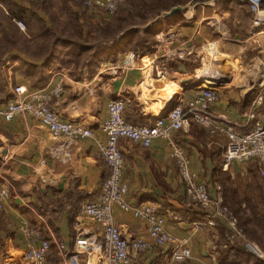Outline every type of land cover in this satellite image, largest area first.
<instances>
[{
    "label": "crops",
    "instance_id": "obj_1",
    "mask_svg": "<svg viewBox=\"0 0 264 264\" xmlns=\"http://www.w3.org/2000/svg\"><path fill=\"white\" fill-rule=\"evenodd\" d=\"M248 6L240 0H192L184 12L163 22L161 30L154 34V45L139 46L133 50L134 58L123 52L116 61L102 63L93 75L87 65L76 71L57 61H50L52 66L38 72L45 59L34 57L32 52H7L8 57L0 54L3 103L13 98L16 86L26 91H51L63 78L64 92L51 100L53 108L65 121L94 131V136L86 139L54 137L28 113L11 121L0 117V183L9 187V197L0 211V264H108L102 231L92 218L80 213V206L99 197L110 172L101 153L107 141L102 125L109 115V102L125 99L129 122L151 124L177 101H190L205 87H214L222 91L223 97L212 109L236 121L244 119L252 100H245L250 87L237 91L233 87L225 92L214 81L229 76L225 70L228 56L238 52L257 55L252 58L251 72H242L243 79L264 81V24L255 29L241 28L233 38L226 28L231 22L230 13L235 11L243 18V13L250 12ZM4 29L7 27L0 24V32ZM23 60L38 66L37 70L30 68L35 80L19 71ZM262 83L255 86H259L257 90L264 89ZM252 92L253 89L249 95ZM263 117L264 106L257 114V118ZM226 142L223 134L211 135L195 119L171 138L154 139L150 147L120 139L127 202L158 207L175 238L163 247L134 255L132 264H177L172 255L184 241L192 255L182 264H264V258L259 256L264 255V240L258 234L247 235L248 245L233 243L225 237L227 226L223 221L215 228L198 225L203 211L187 201L179 169L171 158L175 145L184 148L192 170L216 197L221 190L216 189L214 170ZM114 215L128 239L146 234L147 223L134 217L131 210L114 205ZM27 226L40 238L29 243L24 233ZM81 239L88 244H78ZM42 240L50 242L44 263L26 260L24 254L29 246H39Z\"/></svg>",
    "mask_w": 264,
    "mask_h": 264
},
{
    "label": "built area",
    "instance_id": "obj_2",
    "mask_svg": "<svg viewBox=\"0 0 264 264\" xmlns=\"http://www.w3.org/2000/svg\"><path fill=\"white\" fill-rule=\"evenodd\" d=\"M88 8L104 9L109 14L114 13L119 4L126 0H83ZM247 3L257 16L254 29L264 24V0H240ZM17 24L25 29L24 21ZM130 53L129 57L134 58ZM64 79L51 91H26L23 86H16L13 98L3 103L0 100V117L11 121L17 115L28 113L46 126L54 137H68L73 139H86L94 136V131L82 125L65 121L53 108L51 100L64 92ZM223 97L220 89L205 87L190 101H177L164 116L156 118L151 124H134L127 120L125 115L127 102L123 98L114 99L108 105V118L102 125V131L107 141L102 147V155L109 165L110 172L101 186L99 197L93 201H86L80 206V213L92 218L100 227L103 234V251L108 264H132L134 255L146 253L153 248L163 247L175 240L166 227V217L158 207L153 204L130 205L127 202L128 185L122 175L125 169V160L119 141L122 138L130 139L143 147H150L158 137L171 138L172 135L188 124L189 116L208 128L211 135L223 134L226 139L224 149V166L233 163H255L259 176L263 180L264 193V117L257 118V114L264 106V89L257 91L250 101V107L244 119L236 121L225 114L212 109ZM180 176L184 183L187 201L194 207L203 211L199 226L215 228L219 221L227 226L225 237L235 243L247 244L246 236L239 227L238 219L223 202L219 194L213 197L206 182L200 181L197 173L191 168V159L187 151L177 145L171 152ZM219 191L221 187L216 185ZM9 197V187L0 184V211L4 209L5 201ZM114 205L122 209L131 210L134 217L147 223L146 234L128 239L122 233L114 215ZM29 243L40 234L31 229L24 228ZM86 245L87 240L77 241ZM65 249V245H61ZM50 249V242L42 240L39 246H29L24 257L28 261L44 263L46 252ZM191 249L186 241L173 252V262L181 264L191 257ZM264 258V255L259 254ZM51 264V263H48Z\"/></svg>",
    "mask_w": 264,
    "mask_h": 264
},
{
    "label": "rangeland",
    "instance_id": "obj_3",
    "mask_svg": "<svg viewBox=\"0 0 264 264\" xmlns=\"http://www.w3.org/2000/svg\"><path fill=\"white\" fill-rule=\"evenodd\" d=\"M6 0H0V22L3 24V26L7 27V33L8 36L5 35L4 32H0V40L5 41L7 38L12 37V39L19 40L18 45H20L14 50V48H10V51H1L2 56H6L7 52H19V53H25V48L28 52H30V45L26 42V37H30V29L28 27V24L21 18H13L10 20H7L4 13H8V8L6 7ZM15 3H18L20 5H24L28 8L30 6L32 7L37 6L35 3H38L39 0H12ZM49 1V0H48ZM146 3L150 6L149 10H152L151 5L155 4L154 0H145ZM165 0L159 1L160 4H164ZM216 3L218 2H230L233 0H215ZM135 2L132 0H126L122 4L120 3L118 8L119 10H126L129 7H131V3ZM157 2V1H156ZM185 3H181L185 6H191L192 0H184ZM69 7H72L75 11H84L87 15L86 22L84 16L81 17V21L83 29H84V35L87 38H84L85 40H90L88 38V35H91V37L94 39V37H99L100 34L97 33V27H104L106 23H117V20L114 18L115 14H109L104 9H92L88 8L85 1L83 0H52L49 2L48 8L50 10V18L49 16H45V14H42V16L47 19V23L49 24V27H56L58 29H69L68 33L72 32L71 27L77 22H75V17L72 15H68V9ZM44 8L43 6L41 7ZM117 8V9H118ZM250 9V7L248 6ZM246 8V9H248ZM157 8H155L154 11H156ZM149 11V12H150ZM160 11V10H159ZM68 12V14H67ZM153 14V12H152ZM152 14L149 15V18L152 17ZM232 15V16H231ZM243 18L238 17L237 12H231L230 13V24L228 23V28L230 30L229 33H232L233 38L235 34L241 32V28H244V30L248 28L254 27V21L255 17L257 16L255 13L252 12L250 9V12L247 11L245 14H242ZM239 22H238V19ZM22 20L24 21L26 27L25 29H22L18 24L17 21ZM144 20L140 19L138 16H128L124 19V22L121 23L124 27L125 24L136 23L137 25L144 24ZM148 22V21H147ZM146 23V22H145ZM17 24V25H16ZM65 24V25H64ZM16 25L18 29H15L13 26ZM241 25V26H240ZM239 26V27H238ZM125 28V27H124ZM261 28H264L261 27ZM15 31V32H14ZM118 33V31H117ZM32 35H36V32L31 33ZM144 34H141L140 32L137 33L136 39L133 42L134 46H137L138 44L145 45V43H151V45H154V40H156L154 35L146 36ZM104 37L105 35L102 34ZM99 38L92 43V45L98 43L104 42L103 40H106L105 38ZM238 38V37H236ZM243 40V39H242ZM240 44H245V41H240ZM139 46V45H138ZM137 46V47H138ZM133 47V46H132ZM133 48H128L125 52H128V55L132 52H135L132 50ZM31 50H35V48H31ZM242 51V50H241ZM123 53V52H122ZM121 53V54H122ZM257 55H251L248 56L246 54H243L242 52H238V54L229 55V65L228 68H226V72H230L229 76L224 79L223 81H214V84L221 86L225 92L230 91L229 89L235 88L237 90H241L242 88L250 87V89H253V92L249 95L247 93L245 95V100H250L251 98L255 97V92L257 93L255 87L257 84H260L262 82H259V80H245L243 79L242 72L250 71L253 68V60L252 58ZM8 57V56H6ZM92 57V56H90ZM119 58V57H118ZM67 60V59H66ZM105 62H114V61H104V62H97L95 66L99 69L100 65ZM70 66L64 67L71 70H76L83 66L87 65L88 69H90L89 63H82L81 65H78V63L71 64ZM127 64V62H126ZM98 69H96L98 71ZM96 71V72H97ZM264 86V81L261 84ZM256 89V90H255ZM260 89V88H258ZM240 92V91H239ZM223 156V155H222ZM221 156V157H222ZM224 156L221 158L219 163L217 164V168L214 171V180L217 182V184L221 187V196L223 199V202L226 204V206L233 212V214L237 217L239 227L243 231L244 235L247 238V235L250 234H258L259 237H261L264 240V193H263V180L259 176V172L257 169V165L255 163H233L232 165L226 167L224 166ZM192 168V167H191ZM2 184V183H0ZM3 185V184H2ZM247 204V205H246ZM247 222V225H244V223ZM184 263V262H183ZM182 264V263H181Z\"/></svg>",
    "mask_w": 264,
    "mask_h": 264
},
{
    "label": "trees",
    "instance_id": "obj_4",
    "mask_svg": "<svg viewBox=\"0 0 264 264\" xmlns=\"http://www.w3.org/2000/svg\"><path fill=\"white\" fill-rule=\"evenodd\" d=\"M51 1L52 0H39L38 3H35L37 6L33 5L32 7L30 6V8H28L24 5L15 3L12 0H6L5 5L9 10V14L4 13L3 15L7 20H9V22L13 18H21L28 24L30 29V37H26L25 40L27 44L30 45V52H32V55L36 58L45 59V63L40 67L41 70H38V72H42V68H49L52 66L50 61H57L64 67H67L68 65L70 66L69 63H78V65H81L82 63H89L90 75H93L97 71L96 69L98 68L95 66L97 62L116 61L119 55L122 52H125L128 48H133L132 50H138V47L142 45L138 44V47L133 45V42L136 39V35L139 31H131L120 36V34L127 27L131 25H137L136 23H131V25L125 24L124 28L121 23L124 22V19L127 18V15L138 16L147 23V21H150L152 18H154L161 10H166L177 4L185 3L184 0H165L164 4H160L159 1L162 0H154L155 4L151 5L152 10L150 11V6L145 0H132L135 2L131 3V7L126 10H119L118 8L113 13L115 14L114 18L117 20V23H106L104 27H97V33L100 34V36L94 37L93 39L91 35H88L90 40H85L84 38L87 37L84 35V29L82 26L83 22L81 21V17L84 16L86 22L87 15L84 11H75L72 7H69V14L68 12L67 14L75 17V22H77V24L71 27L72 32L70 33H68L69 29H67V27L64 30L58 29L57 26H48L49 24L47 23V19H45L40 14V12L44 13L45 16H49L48 18H50L51 15L48 5ZM42 6L44 7L43 9L41 8ZM155 8H157L156 11H154ZM150 14H152V17L149 18ZM177 16L178 14L175 17ZM164 21L167 22L169 20ZM164 21L152 27L146 32L145 35L149 36L158 33L161 30ZM0 24L2 23L0 22ZM16 25L13 27L18 29ZM3 32L6 36H8L7 33L9 32L7 30L4 29ZM34 32H36V35L31 34ZM102 34L105 36L103 37ZM100 37H103L106 40H103L104 42L100 44L97 41V44L95 45L90 43L99 39ZM18 42L19 40L12 39V37H9V39L7 38V40L3 41V44L0 46V54L2 55L3 53H1V51H10V48H14L15 50L20 45V43L18 45ZM33 47L35 50H31ZM26 49L27 48H25V52L30 54V52H28ZM30 68L37 70L38 66L25 60L21 61L19 65V71L27 77L32 76L34 79L35 74H30ZM40 82L44 83V81ZM189 120L194 121L193 117L191 116H189Z\"/></svg>",
    "mask_w": 264,
    "mask_h": 264
},
{
    "label": "water",
    "instance_id": "obj_5",
    "mask_svg": "<svg viewBox=\"0 0 264 264\" xmlns=\"http://www.w3.org/2000/svg\"><path fill=\"white\" fill-rule=\"evenodd\" d=\"M186 9V6L183 4H177L169 9L161 10L154 18H152L150 21H148L145 24L140 25H131L127 27L121 34L125 35L131 31H139L141 34L146 33L148 30H150L152 27L158 25L164 20H171L175 18V16L179 13L184 12ZM253 246V245H252Z\"/></svg>",
    "mask_w": 264,
    "mask_h": 264
}]
</instances>
